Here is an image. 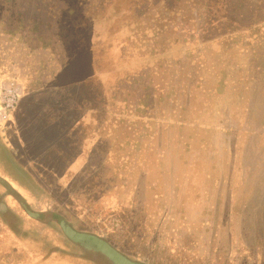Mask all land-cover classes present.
I'll return each instance as SVG.
<instances>
[{
	"label": "trees",
	"instance_id": "16d2710c",
	"mask_svg": "<svg viewBox=\"0 0 264 264\" xmlns=\"http://www.w3.org/2000/svg\"><path fill=\"white\" fill-rule=\"evenodd\" d=\"M103 1L0 0V80L14 79L21 87L17 104L7 112L5 121L16 127L17 115L29 123L44 118L55 139L64 135L68 146L78 152L84 173L80 180L67 166L59 170L56 154L31 139L29 129L26 157L57 173L45 182L63 192L65 203L63 209L53 210L46 203L44 209L27 212L69 225L77 214L87 215L80 201L87 189L97 205L109 209L108 214L125 226L151 223L155 217L173 221L182 207L176 208L173 216L171 210L159 209L156 216L143 210L136 200L139 182L131 183L132 170L146 175L148 160L157 164L164 158L162 144L152 142L157 126H178L196 131L195 136L211 130L223 135L235 130L258 137L264 134V0H118L125 2L132 14L121 54L147 55L153 62L118 80L108 91V101L92 107L72 98L70 90L87 67L80 70L73 66L65 73L63 68L85 47L81 31L98 15ZM226 91L239 92L234 99L242 102L246 113L241 123H228L231 115L238 114L235 106L229 107L225 101L226 109L221 111L219 103ZM247 122L257 130L251 131ZM105 127L107 132H103ZM117 149L122 152H115ZM114 162L118 166L112 169L109 165ZM59 173H64L63 181L55 179ZM115 178L120 180L121 190L127 187L121 193ZM101 179L107 180V185H97ZM103 187L106 194L101 195ZM160 196L154 193L153 198L159 200ZM176 196L172 191V200ZM260 232L259 240L264 237ZM99 239L123 263L145 264L113 240ZM231 239L237 246L225 250L229 258L214 257V252L223 251L210 241L209 258L181 253L180 260L191 264H251L255 260L264 264L259 252L254 250V254V245ZM147 244L142 248L147 250Z\"/></svg>",
	"mask_w": 264,
	"mask_h": 264
},
{
	"label": "rangeland",
	"instance_id": "374dc122",
	"mask_svg": "<svg viewBox=\"0 0 264 264\" xmlns=\"http://www.w3.org/2000/svg\"><path fill=\"white\" fill-rule=\"evenodd\" d=\"M67 9L62 11L67 12ZM131 21V10L125 2H102L98 15L81 31L85 47L63 68L65 73L73 66L81 67L80 70L87 67L70 87L72 98L96 107L108 101V91L118 80L138 73L145 64L153 62V57L147 55L121 54ZM235 96L239 97V92L226 91L219 103L221 111L226 109L225 101L229 107L237 108L238 114L231 115L228 123L238 120L241 123L245 119L243 104L236 101ZM16 118V127L6 119L0 121V264H117L108 254L92 246L91 235L113 240L145 264H191L180 260L181 253L209 258L211 242L223 251L214 252V257H224L227 248L237 246L232 244V237L239 243L254 245L253 251H258L264 259V237L258 239V232L264 235V134L258 137L235 130L223 135L211 130L195 136L196 131L191 133L178 126H157L152 142L162 144L165 156L162 160L159 158L157 164L148 160L146 175L141 176L134 168L131 183L139 182L136 200L143 210L153 216L159 209L171 210L173 216L176 208L182 207L176 210L177 219L176 216L173 221L155 217L151 223L125 226L108 214L109 209L103 210L102 205H97L95 197L88 195L86 189L80 201L87 215L75 216L74 223H69L75 228L72 231L67 225L61 226L46 217H32L27 212L28 209H44L46 203L53 210L63 209L65 203L63 192L45 182L57 173L43 169V165L26 157L30 151L25 145L27 131L31 129L30 138L59 157L54 156L59 170L67 166L80 180L84 177L81 157L68 146L64 135L55 139L44 118L37 117L36 123L26 122L19 115ZM25 124L27 127H20ZM248 124L251 131L257 130L256 126ZM103 132H107V127ZM116 166L117 162L109 165L112 169ZM63 175L59 173L55 179L63 181ZM103 180L96 184H106L107 180ZM115 180L119 189L120 180ZM105 189L103 187L101 195ZM122 190L119 189L120 193ZM172 191L177 193L173 200ZM154 193H160L159 200L153 198ZM63 233L71 241L64 239ZM144 243H148L147 250L142 248ZM109 248L108 252L115 255ZM257 263L254 260L251 264Z\"/></svg>",
	"mask_w": 264,
	"mask_h": 264
},
{
	"label": "built area",
	"instance_id": "2783aa9c",
	"mask_svg": "<svg viewBox=\"0 0 264 264\" xmlns=\"http://www.w3.org/2000/svg\"><path fill=\"white\" fill-rule=\"evenodd\" d=\"M21 94V87L14 79L0 80V121L6 119L7 112L13 109Z\"/></svg>",
	"mask_w": 264,
	"mask_h": 264
},
{
	"label": "water",
	"instance_id": "95a60500",
	"mask_svg": "<svg viewBox=\"0 0 264 264\" xmlns=\"http://www.w3.org/2000/svg\"><path fill=\"white\" fill-rule=\"evenodd\" d=\"M89 241H91V244H92L93 247H95L96 249L101 250L102 252H104L105 254H108L110 257H112L114 260H116L117 264H125L121 260H118L116 257L111 255L108 252L107 247L103 244V242L98 237H95V236L91 235L90 238H89ZM97 242H99V244H97Z\"/></svg>",
	"mask_w": 264,
	"mask_h": 264
},
{
	"label": "flooded vegetation",
	"instance_id": "af4514ba",
	"mask_svg": "<svg viewBox=\"0 0 264 264\" xmlns=\"http://www.w3.org/2000/svg\"><path fill=\"white\" fill-rule=\"evenodd\" d=\"M63 225H67V223H63ZM72 231H74L73 227H71L70 225H67ZM88 234V233H87Z\"/></svg>",
	"mask_w": 264,
	"mask_h": 264
}]
</instances>
